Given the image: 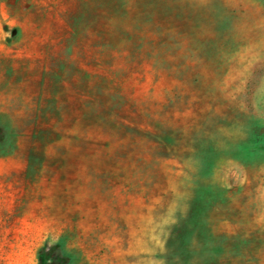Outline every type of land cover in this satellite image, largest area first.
Returning a JSON list of instances; mask_svg holds the SVG:
<instances>
[{"label":"rangeland","instance_id":"obj_1","mask_svg":"<svg viewBox=\"0 0 264 264\" xmlns=\"http://www.w3.org/2000/svg\"><path fill=\"white\" fill-rule=\"evenodd\" d=\"M0 264H264V0H0Z\"/></svg>","mask_w":264,"mask_h":264}]
</instances>
